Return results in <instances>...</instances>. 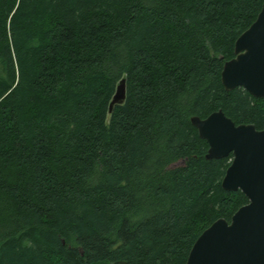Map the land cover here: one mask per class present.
Segmentation results:
<instances>
[{
    "label": "trees",
    "instance_id": "1",
    "mask_svg": "<svg viewBox=\"0 0 264 264\" xmlns=\"http://www.w3.org/2000/svg\"><path fill=\"white\" fill-rule=\"evenodd\" d=\"M263 2L0 0V264H184L229 221L232 155L206 159L190 117L264 127L220 81Z\"/></svg>",
    "mask_w": 264,
    "mask_h": 264
},
{
    "label": "water",
    "instance_id": "2",
    "mask_svg": "<svg viewBox=\"0 0 264 264\" xmlns=\"http://www.w3.org/2000/svg\"><path fill=\"white\" fill-rule=\"evenodd\" d=\"M234 55L225 60L220 81L225 90L243 88L264 99V2L253 22L234 41ZM125 98V78L116 84L108 112ZM208 145L206 159L232 155L221 179L225 190L240 189L248 202L230 220L217 218L197 236L184 264H264V127L235 124L221 109L190 117Z\"/></svg>",
    "mask_w": 264,
    "mask_h": 264
}]
</instances>
